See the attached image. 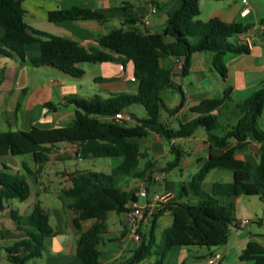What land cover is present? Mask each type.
<instances>
[{"label":"trees","instance_id":"obj_1","mask_svg":"<svg viewBox=\"0 0 264 264\" xmlns=\"http://www.w3.org/2000/svg\"><path fill=\"white\" fill-rule=\"evenodd\" d=\"M199 0H179L178 6L167 12L166 26L160 32L147 33L138 28H113L100 38V43L130 60L134 78L140 87L136 94L101 98L71 95L69 103L74 104L72 122L67 126L28 130L0 131V157L5 155H31L35 163L45 160L42 153L57 143L76 146L77 156L86 158L121 157V162L110 173L88 170L70 174L71 185L61 189L65 197L71 199L74 212L73 225L79 230L81 222L95 221L83 232H77L75 253L79 264H102L98 247L101 235L106 230L108 212L123 213L128 203L135 199L118 185V175L142 178L145 170L136 168L146 154L141 152L139 140L150 132L170 140L185 138L202 128L208 143V158L188 182L194 201L168 199L159 212L151 219L148 236L142 235L130 261L140 262L155 255L153 264H164V257L174 246H205L208 248L225 244L229 237L230 225L235 221L234 198L239 195H256L264 199V147L261 145L256 163L236 157L238 149L252 138L264 142V129L258 126V119L264 111V85L247 97L233 101L230 89L224 90L220 98H209L190 107L197 115L180 122L175 130L160 120V110L177 111L179 106L167 109L160 97L164 88L179 89L170 78V69L160 60L172 57L183 59L181 72L186 75L190 57L196 52L213 53L212 67L222 77L226 67L222 60L227 53L246 54L249 47L243 42H231L232 36L248 31L250 24L238 21L226 22L217 16L200 20ZM25 10L21 0H0V27L4 33L0 37V53L25 58V47L38 43L39 54L29 60L36 67L50 66L78 78L84 71L79 63L108 62L113 58L104 53L91 54L82 51L74 40L57 36L34 28L24 20ZM48 18L52 21L70 19H101L99 11L73 6L70 9L51 10ZM126 22H134L126 19ZM264 24V18L260 20ZM141 104L145 117L135 118V123L114 120L115 113L124 111L132 104ZM46 106L55 108L53 103ZM215 111V112H214ZM132 116V115H131ZM231 171L230 182H214L209 192L201 188L206 174L211 169ZM182 185V192H185ZM30 195V185L25 174L12 171L6 165L0 168V211L9 200L24 201ZM226 198V202H223ZM169 211L172 224L163 233V246H156L153 231L157 217ZM10 217L16 227L25 230L27 236L13 241L6 250L9 264H26L32 257L41 255L43 238L54 234L48 222V214L36 203L28 215L22 216L14 209ZM1 234V230H0ZM154 246L157 248L154 249ZM245 264H264V247L249 241L238 255Z\"/></svg>","mask_w":264,"mask_h":264},{"label":"crops","instance_id":"obj_2","mask_svg":"<svg viewBox=\"0 0 264 264\" xmlns=\"http://www.w3.org/2000/svg\"><path fill=\"white\" fill-rule=\"evenodd\" d=\"M253 1L256 2V0ZM234 3H236L235 0ZM21 4L25 10L24 20L29 25L74 40L78 47L86 53H104L110 55L113 60L90 63L92 65H89L91 66L89 68L96 72L87 78L92 81L88 87L91 94L84 96L78 92V84L75 83V80L80 77H72L50 66L36 67L29 62L31 58L39 54L38 43L26 45L23 60L15 54L7 56L0 53V131L28 130L31 126L51 128L69 125L75 111L74 104L67 101V97L71 95L84 96L85 98L98 95L105 99L136 94L140 82L134 78L131 61L104 47L100 43V38L111 29L119 27L138 28L147 33L160 32L166 26L167 12L174 10L179 4V0H21ZM248 5L250 13L245 16L239 14L242 6L235 8L231 5L228 6L227 11L217 10L212 16H217L226 22L238 21L251 25V21H256L260 16L257 7H253L249 1ZM73 6L99 11L102 18L99 20L95 18L49 20V11L66 10ZM152 9L155 11L153 12ZM126 19H133L134 22H126ZM3 33L4 31L0 27V37ZM235 41L247 44L250 50L246 54L227 53L223 56L222 60L226 67L224 77L212 67L213 54L193 53L190 57L189 70L184 76L180 74L182 58L167 57L160 60L164 67L170 69V78L179 87V89L164 88L160 91V97L167 109H173L180 105L178 110L173 112L161 109L165 112L162 122L170 129L175 130L180 122L197 115L190 111L191 106L204 99L222 97L226 88L230 89L233 101H239L264 85V24L259 21L257 26L251 25L246 33L235 37ZM79 64L78 66L84 69L83 75L86 74L85 68L88 66ZM175 92L179 93L181 97L178 98ZM48 102L53 103L56 107L46 106L45 104ZM122 112L128 114L125 110ZM131 117V123H135V117ZM258 120L261 123V126L259 124L258 126L264 129V111ZM197 130L189 137L167 139V145L164 143L166 138L154 132L149 133L153 134L151 139L146 138L149 134L142 137L139 140L140 150L146 156L142 158V163L140 159L136 170H145V175L142 178L122 176L118 185L128 192H132L138 182L145 180L150 191L169 192V199L196 200V197L192 196L191 191L187 189L182 174H179V179L174 181L168 180L167 176L172 169L178 168L179 171L188 169L186 179L189 182L192 175L208 158L206 133L204 130L202 132ZM142 140H145L143 145ZM261 145L264 147V142L261 144L248 138L247 143L238 149L236 157L256 163ZM150 150L154 152L155 159L153 160L148 157ZM170 153H175L177 158L174 161L163 162L162 157L168 156ZM42 155L46 158L41 163H35L31 155H24L31 162V167H28L24 162H16L14 156L11 155L0 157V168L4 164L12 171L22 173L21 168L27 171V174L35 182L36 202L48 214V222L51 227L52 218L54 221V227H52L54 234L43 238L44 248L41 255L30 258L26 264H79L75 253L77 232L85 231L95 220L82 221L80 229L77 230L73 225L74 212L71 208V200L66 203L62 200L61 189L71 185L70 174L92 170L90 163L83 162L89 158L78 157L76 146L64 142L50 146ZM181 158H183L182 162H180ZM159 169L165 170L166 176L161 180H155L154 175ZM217 169H211L206 174L202 182L204 191L209 192L214 182H230L232 180L230 171L228 175L226 173L222 176L220 174L224 173H215L219 179H222L220 181L216 178L207 181L209 174L216 172L214 170ZM60 175H63V178H60ZM60 181L63 182L60 183ZM28 182L31 185L29 178ZM182 185L186 188L184 193ZM32 193L30 186L28 198ZM54 194H57L61 200V207L51 206ZM251 196L239 195L234 198L235 221L230 225L229 237L225 244L211 248L174 246L164 257V264H208L207 258L213 253L220 254L217 264H245L239 260L238 255L247 242L255 241L264 247V214L259 216L255 206L251 205ZM256 197L261 200L258 196ZM222 200L226 202L227 199L223 198ZM137 202L142 204L143 200L137 199ZM13 206L12 199L0 211V258L5 260L2 263L0 259V264H9L5 248L13 241L27 236L26 231L18 229L10 217V210L14 209ZM31 210L29 212L24 210L23 213L16 211L19 215L25 216ZM109 216L111 219L108 222ZM241 219H247L248 224L246 226L239 225ZM127 223L128 220L124 213H107L106 230L101 235L98 245L102 264H141V261L135 263L130 261L132 253L138 248L139 243L128 238ZM171 224L170 212L161 213L156 219L154 238H156L155 230L157 228H160L164 233ZM155 258L156 256L152 257L148 263L153 264Z\"/></svg>","mask_w":264,"mask_h":264},{"label":"rangeland","instance_id":"obj_3","mask_svg":"<svg viewBox=\"0 0 264 264\" xmlns=\"http://www.w3.org/2000/svg\"><path fill=\"white\" fill-rule=\"evenodd\" d=\"M235 1H236V3H234V0H199V14L197 15L196 18H198L200 20H207L210 17H212V14H214L217 10L218 11H221V10L227 11L229 9L228 8L229 5H231L232 7L235 6V8H239L240 6H242L240 0H235ZM248 1H249V3H251V5L253 7H257L258 14L260 17H258L256 19V21L255 20L251 21L252 26L253 25L257 26V24L261 20V18H264V0H256V2H254V1L252 2V0H248ZM249 20H252V18H249ZM229 40L231 42H235V36L230 37ZM212 54L213 53H211V52H206V53H203L202 55H212ZM79 65H85L86 67L87 66L88 67L85 68L86 74H84L83 76H81L80 78L75 80V83L78 84V86H77V88L79 90L78 92L82 93V95H84V96H86V95L90 96L91 91L88 89V87L92 83V81L87 79V78L96 71L89 68V67H91L89 65H92L90 63L82 62ZM79 68H81V67H79ZM82 70H84V69H82ZM175 93L177 94L178 98L181 97V95L179 93H177V92H175ZM125 111L128 114H131L132 116H134L135 118H138V117L140 118V117L146 116V111H145L144 107L139 103L132 104V105L128 106L125 109ZM160 113H161L160 114V120L163 121L165 112H163V110H161ZM127 123L131 124V122H127ZM258 124H259V126H261L260 120H258ZM4 128H6V127H4ZM202 130H203L202 128H199L197 131L202 132ZM151 137H153V134H149L146 138L151 139ZM142 141H143L142 142V145H143L145 140H142ZM167 142H168V140L164 139V143H166V145H167ZM143 150H144V148H143ZM148 157L152 160L155 159L153 150L149 151ZM176 158H177V156L175 153H170L168 156L162 157V161L163 162L174 161ZM14 159L16 162H24L28 167H31V162L29 161L28 157H26V156H14ZM121 159H122L121 157L89 158V159L83 160V162L84 163H90V165H91L90 168L93 171L110 173L111 170L113 169V167H115L116 165H118L121 162ZM71 160L73 161V159H71ZM182 161H183V158L180 159V162H182ZM141 163H142V158H141ZM20 170L22 173H24L30 179V181H31L30 186H31V190L33 192L32 195L29 198H27L25 201H19L17 199H13V202H14L13 208L15 210H18L19 212L23 213L24 210L29 212L37 202H36V197L34 195V192H35L34 180L31 179L32 177L27 174V171L25 169L21 168ZM214 171H216V172H211V174H209L207 181H209L210 179H215V178H216V180H219V181L222 180V179H219L215 173H224V174H220L221 176L225 175L226 173H227L226 175H228L230 173V171L226 170V169H217ZM179 174H182V177L186 181L185 185H186L187 189H189L188 181L186 179V176L188 174V169H184L183 171H179L178 168L172 169L171 171H169L167 178H168V180H173V181L178 180ZM59 177L63 178V175H60ZM117 178L120 179L121 176L118 175ZM130 178H132V177H130ZM62 182L63 181H60V183H62ZM201 188L203 189L202 184H201ZM250 199H251L250 200L251 205L255 206L259 216H262L264 214V200L263 199L259 200L256 196H251ZM62 200L66 203V201H70L71 199L69 197H65L62 195ZM51 206L52 207H58V206L61 207L62 206V202L58 198L57 194L52 195ZM118 215H120V214H118ZM110 219L111 218L109 216L108 222L110 221ZM14 224H15V222H14ZM51 224H52V227H54L53 218H52ZM150 227H151V222L146 223L142 226V232L144 235L148 236ZM155 237H156L155 238L156 246H158V247L163 246L164 237H163V233H162L160 228H157L155 230ZM156 246H154V249L157 248ZM152 257H155V256H153V255L148 256L147 258H145L144 260L141 261V264H149L148 262L150 261V259H152ZM0 259H1L2 263L5 261L4 258L3 259L0 258Z\"/></svg>","mask_w":264,"mask_h":264},{"label":"built area","instance_id":"obj_4","mask_svg":"<svg viewBox=\"0 0 264 264\" xmlns=\"http://www.w3.org/2000/svg\"><path fill=\"white\" fill-rule=\"evenodd\" d=\"M242 7L239 10L240 16H245L250 13V7L248 5V0H240ZM154 12L155 9H152ZM111 118L114 120H123L131 122L132 117L130 114L124 112H117ZM166 176V172L163 169L156 171L154 175L155 180H161ZM133 194L135 196L134 200H131L128 204V210L123 212L128 220L127 223V236L131 240L140 243L142 240V225L151 222V219L155 214L159 212L162 205L169 199V192H157L150 191L146 186V181L142 180L137 183ZM137 199H142L143 203L137 202ZM248 224L247 219H241L239 225L246 226ZM220 260L219 253H213L207 258L208 264H217Z\"/></svg>","mask_w":264,"mask_h":264}]
</instances>
